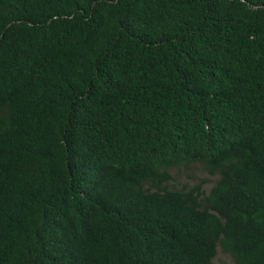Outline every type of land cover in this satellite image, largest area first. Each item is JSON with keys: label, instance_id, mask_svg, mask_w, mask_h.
I'll use <instances>...</instances> for the list:
<instances>
[{"label": "trees", "instance_id": "16d2710c", "mask_svg": "<svg viewBox=\"0 0 264 264\" xmlns=\"http://www.w3.org/2000/svg\"><path fill=\"white\" fill-rule=\"evenodd\" d=\"M218 247L264 264V0H0V264Z\"/></svg>", "mask_w": 264, "mask_h": 264}, {"label": "rangeland", "instance_id": "374dc122", "mask_svg": "<svg viewBox=\"0 0 264 264\" xmlns=\"http://www.w3.org/2000/svg\"><path fill=\"white\" fill-rule=\"evenodd\" d=\"M171 180L167 183L169 190H191L200 188L206 194L215 184L217 177L209 175L202 167L191 164L188 167H179L169 171ZM213 264H233L232 259L220 248L216 249Z\"/></svg>", "mask_w": 264, "mask_h": 264}]
</instances>
